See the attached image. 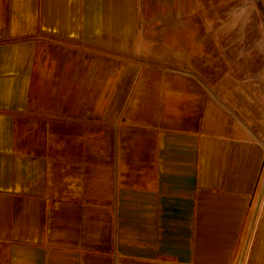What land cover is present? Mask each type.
Listing matches in <instances>:
<instances>
[{
  "label": "crops",
  "instance_id": "1",
  "mask_svg": "<svg viewBox=\"0 0 264 264\" xmlns=\"http://www.w3.org/2000/svg\"><path fill=\"white\" fill-rule=\"evenodd\" d=\"M232 3L261 23L233 24L247 37L222 49L264 45L250 36L264 31V0ZM141 10L142 0H0V264H264L257 67L225 70L220 85L211 66L191 65L147 69L136 87L126 76L123 91L115 73L102 88L79 83L95 77L74 69L85 50L136 55Z\"/></svg>",
  "mask_w": 264,
  "mask_h": 264
},
{
  "label": "rangeland",
  "instance_id": "2",
  "mask_svg": "<svg viewBox=\"0 0 264 264\" xmlns=\"http://www.w3.org/2000/svg\"><path fill=\"white\" fill-rule=\"evenodd\" d=\"M228 2L230 4L226 10H221L220 0H196L195 8L193 7L192 10L191 7L189 10L188 0H182L181 10H172L171 6L163 9L155 1L142 0L140 17L142 31L138 41L139 47L134 51L136 55H126L125 50L119 48L117 52L110 55L103 51L90 53L85 50L86 59L84 62L76 63L74 69L92 71L95 77L90 79L86 76L85 79H79V83L84 87L102 88L108 80V75L115 73L118 91H123L127 85L126 76H129V82L133 78V86L136 87L139 81L136 78L139 79L142 71L147 69L149 72L177 71L179 68L186 70L191 65L201 71L205 66H211L214 76L213 84L220 85L226 82V79L221 78V72L228 70L230 74L243 76L246 69L254 66L258 69V84L264 88V45L252 50L241 46H229L228 51L220 46L223 40L231 45L242 38L243 34L247 37L246 31L232 30L233 24L252 26L255 23L259 26L261 23L259 19L253 20L251 10H235L236 5L232 3L234 0ZM222 23L229 24L227 32L220 31ZM250 36L253 39L263 38L264 31H253ZM141 44L148 46L151 52L153 61L148 65L140 60L142 55L147 54L145 51L147 47L141 49ZM87 54L92 57L89 59ZM158 56L165 58L164 61H157ZM94 97L96 96L91 94L85 96V99L92 103ZM117 97L120 95L118 94Z\"/></svg>",
  "mask_w": 264,
  "mask_h": 264
}]
</instances>
